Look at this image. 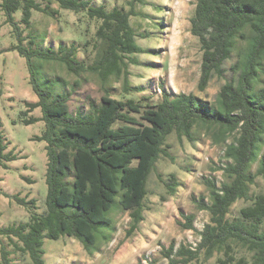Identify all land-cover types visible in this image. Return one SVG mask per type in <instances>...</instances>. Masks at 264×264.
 <instances>
[{"label":"trees","instance_id":"1","mask_svg":"<svg viewBox=\"0 0 264 264\" xmlns=\"http://www.w3.org/2000/svg\"><path fill=\"white\" fill-rule=\"evenodd\" d=\"M40 1L56 3L61 10L84 15L96 24L93 59L91 63L78 60V48L73 45L59 47L57 52L24 47L13 14L20 10L21 23L27 26L32 12L47 13L49 6L42 7L36 0H1L0 9L17 40L13 50L25 59L28 84L37 97L36 102L26 103L22 115L34 109L41 112L39 118L22 121L24 125L43 123L41 135L33 140L45 143L47 190L40 214L35 200L11 196L27 210L29 219L0 227V264H13V252L27 256L30 264H46L43 241L62 237L76 240L92 255L98 242L111 240L113 213L128 214L130 236L149 210L147 182L156 163L162 157L172 160L167 140L175 136L178 141L193 142L200 129L215 144L232 139L223 156L228 163L219 168L228 181L217 187L206 180L208 202L196 201L197 210L209 214L198 233L199 242L176 249L171 243L161 250V257L167 264H207L213 258V264H264V194H250L256 177L264 176V159L255 174L250 172L264 136V88L254 90L259 74L264 73V0H196L190 33L202 51L199 91H205L214 75H223L222 66L236 55L230 67L233 76L220 88L214 105L193 94L169 98L163 92L155 105L146 99L123 100L109 94L105 84L110 78L122 79L125 95L132 92L128 67L137 64L132 55L144 52L130 20L137 16L135 6L144 0H129L128 9L94 6L91 0ZM34 60L57 62L74 75H96L105 88L100 105L86 115H71L68 96L54 95L50 86L43 85ZM5 151L0 131V168L17 159ZM164 184L166 195L173 196L176 177L171 174ZM1 195L9 197L0 187ZM238 201L249 204L239 211V218L230 220V208ZM182 216L184 229L193 230L195 216ZM241 251L245 254L240 256Z\"/></svg>","mask_w":264,"mask_h":264},{"label":"rangeland","instance_id":"2","mask_svg":"<svg viewBox=\"0 0 264 264\" xmlns=\"http://www.w3.org/2000/svg\"><path fill=\"white\" fill-rule=\"evenodd\" d=\"M40 2L42 7L48 4ZM94 6L127 7L129 0H91ZM1 2V0H0ZM196 0H144L136 5L137 16L130 25L136 34V43L142 54L132 55L136 65H129L128 95L122 91V79L110 78L105 88L114 98L135 100L146 99L151 105L157 104L163 92L169 98L179 94H193L209 105H214L216 96L233 73L230 67L236 61L234 54L226 61L223 75H214L205 91L200 92L198 84L201 76L202 51L196 37L190 33V19L193 16ZM47 13L32 12L29 25L21 23V11L13 14L14 21L24 38L26 48L57 52L59 47L71 45L78 48V60L93 59L96 24L84 15L61 10L56 3L48 5ZM87 42L85 48L84 44ZM17 40L12 26L0 9V131L6 144L5 153L12 152L17 159L0 168V187L9 197L0 196V227L16 226L29 219L27 210L17 205L11 198L16 195L25 200H35L37 213L45 210L46 153L45 143L33 140L43 131V123L24 125L23 119L39 118L41 112L34 109L22 115L26 103L37 101L28 84L26 61L13 50ZM43 85L52 88L54 95L68 96V110L71 115H86L100 105L105 88L99 78L90 73L74 75L57 62L34 60ZM264 88V73L259 74V82L254 90ZM194 141H178L175 136L167 140L172 160L160 158L154 172L148 178L147 205L143 221L130 236L127 234L131 220L127 213H113L111 240L108 244L98 242L97 252L88 255L76 240L62 237L43 241L46 264H167L161 257V250L171 243L174 248L180 245L194 247L199 242L198 233L209 221L206 211H198L196 201L203 198L208 202L209 191L206 180L219 187L228 179L219 170L228 163L224 159L225 144H215L204 130H197ZM264 159V136L257 151L256 162L251 166L255 174L260 160ZM136 165V161L132 162ZM174 175L178 186L173 196L166 195L165 182ZM23 177L25 179H23ZM250 194H264V176H258L250 185ZM165 198L164 201L162 199ZM118 197L116 198V201ZM249 203L238 201L228 214L230 220L240 217L239 211ZM182 215H194L193 230H185ZM6 243V241H4ZM11 250L12 248L9 247ZM243 251L238 255H244ZM13 264H30L27 256L13 252ZM214 258L207 264H213Z\"/></svg>","mask_w":264,"mask_h":264},{"label":"crops","instance_id":"3","mask_svg":"<svg viewBox=\"0 0 264 264\" xmlns=\"http://www.w3.org/2000/svg\"><path fill=\"white\" fill-rule=\"evenodd\" d=\"M1 183V182H0Z\"/></svg>","mask_w":264,"mask_h":264}]
</instances>
